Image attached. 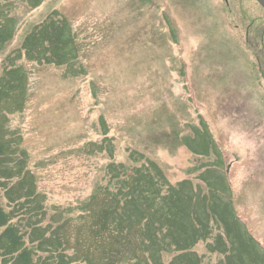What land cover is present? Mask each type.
I'll return each instance as SVG.
<instances>
[{
    "label": "rangeland",
    "instance_id": "rangeland-1",
    "mask_svg": "<svg viewBox=\"0 0 264 264\" xmlns=\"http://www.w3.org/2000/svg\"><path fill=\"white\" fill-rule=\"evenodd\" d=\"M39 1L36 8L31 0L5 1L12 6L17 32L0 53V81L12 65L22 67L28 78L18 113L0 120V128L19 143L16 157L35 193L20 214L34 222L45 215L42 226L51 231L63 226L71 241L69 256L78 250L90 264L117 261L112 236L99 234L105 220L96 224L92 215L115 210L113 197L129 180L123 170L151 163L166 182L190 194L226 190L214 207L243 238L245 259L259 264L264 251V9L256 0ZM58 26L67 32L63 38L70 39V50L48 55L52 63L44 59L50 52L41 44L35 53L41 61L28 60L25 51L21 59L9 58L30 33L42 39L53 28L58 40ZM10 105L0 101L2 110ZM16 160L13 168L21 165ZM5 194L1 189L0 202L10 212ZM190 198L179 199V211L199 210L200 203ZM85 206L86 218H78ZM183 218L181 232L186 233L191 222ZM211 225L215 234L225 230L217 222ZM208 244L192 251L201 264H219L224 257L211 253ZM124 248L130 258L132 249ZM75 257L80 264L81 255ZM171 259L166 256V264Z\"/></svg>",
    "mask_w": 264,
    "mask_h": 264
},
{
    "label": "trees",
    "instance_id": "trees-1",
    "mask_svg": "<svg viewBox=\"0 0 264 264\" xmlns=\"http://www.w3.org/2000/svg\"><path fill=\"white\" fill-rule=\"evenodd\" d=\"M5 1L0 0V53L8 48L17 32V20L10 12L12 6H7ZM31 3L33 8L41 4L39 0H31ZM38 27L35 29L36 32ZM61 27H56L59 30L56 36L60 35L58 40L53 36V28H50L52 32L44 34L42 39L30 33L19 52H11L9 58L14 56L15 60L21 59L25 51L28 60L41 61L39 57L42 55L38 54L37 57L35 54L38 53L41 44L50 52L43 56L44 59L52 63L50 58H47L48 55L70 50L68 48L70 39L64 40L63 36L68 34ZM60 40L61 42L55 45ZM53 63L59 62L55 60ZM6 74L7 76H3L4 80L0 81V101L4 100L12 105L5 110L0 109V120L3 114L8 117L18 113L20 106L23 105L20 92L28 81L22 67L12 65ZM4 131V128L0 130V188L6 193L4 199L9 203L11 210L7 212L0 202V264H77L75 255L78 254L82 257L80 264L85 262L90 264L86 256L78 250L71 256L67 254L71 241L62 234L63 226L51 231L50 228L42 226L45 215L42 216L41 222H34V218L20 214L27 211L25 210L27 207L24 206L28 203L29 207L35 193L27 183V174H23L25 168L20 162L22 159L16 157L20 154L19 143L11 134H5ZM14 159L21 163L19 168H13L11 161ZM121 169L122 167L118 169V181L123 177L121 172L130 174H125L129 180L124 186L120 183L121 194L113 197L117 201V207L111 214L103 217H99L101 211L98 212L99 215H92L97 219L96 224L99 218L105 220L99 234L102 237L111 235L117 244V261H114L113 257H107L106 264H166V256L172 257L168 264H201L199 256L192 251L201 242H208L211 253L224 257L219 264H256L255 261L245 259L247 255L243 251L245 244L243 238L236 237L235 231L228 224L229 221L224 219L221 210L214 207L215 198H222L220 195L226 190H211L209 195H202L201 190L190 194L188 191H182L179 188L180 184L173 186L166 182L164 174L155 170L151 163L136 168L134 172ZM10 180L15 184L9 188L6 184ZM208 186L214 187L211 183ZM181 197L196 199V203H200L199 210L179 211L178 203ZM23 200L26 202L20 203ZM86 209V206L79 209L82 214L78 218H86ZM34 211L36 210H31ZM43 212L45 210L40 208V213ZM60 216L63 217V214ZM183 217L191 222V227L186 233L181 232L180 224L184 221ZM205 217L214 219L210 221ZM212 222L222 225L225 230L219 228L221 232L215 234ZM238 224L241 225L239 222ZM105 229L110 231L105 233ZM241 234L243 235V231ZM123 247L127 250L132 249L129 250L130 258L123 255L121 251ZM261 256L262 261L259 264H264V251Z\"/></svg>",
    "mask_w": 264,
    "mask_h": 264
},
{
    "label": "water",
    "instance_id": "water-1",
    "mask_svg": "<svg viewBox=\"0 0 264 264\" xmlns=\"http://www.w3.org/2000/svg\"><path fill=\"white\" fill-rule=\"evenodd\" d=\"M256 1L264 9V0H256Z\"/></svg>",
    "mask_w": 264,
    "mask_h": 264
}]
</instances>
